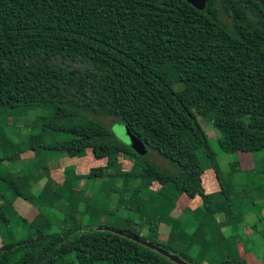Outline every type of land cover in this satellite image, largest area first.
Wrapping results in <instances>:
<instances>
[{
    "label": "trees",
    "instance_id": "trees-1",
    "mask_svg": "<svg viewBox=\"0 0 264 264\" xmlns=\"http://www.w3.org/2000/svg\"><path fill=\"white\" fill-rule=\"evenodd\" d=\"M35 108L48 112L41 131L64 138L43 143L38 133L15 142L0 125V163L14 165L28 150L33 157L15 175L0 168V185L42 209L17 218L0 193V221L16 225L15 237L0 242V264H173L105 228L188 264H247L213 217L231 213L233 193L220 185L214 206L203 189L202 161L217 165L198 120L217 132L224 153L264 149V0H205L202 11L184 0H0V111ZM89 115L126 126L169 168L135 154ZM42 150L104 163L60 185L35 160ZM120 156L131 161L125 169ZM75 175L91 185L70 188ZM179 198L200 204L186 236L180 215L190 209L170 216ZM105 217L112 226L95 222ZM162 223L170 228L160 244Z\"/></svg>",
    "mask_w": 264,
    "mask_h": 264
},
{
    "label": "rangeland",
    "instance_id": "rangeland-1",
    "mask_svg": "<svg viewBox=\"0 0 264 264\" xmlns=\"http://www.w3.org/2000/svg\"><path fill=\"white\" fill-rule=\"evenodd\" d=\"M179 86L180 84L177 83L175 88H178ZM19 113L23 112L19 111V109L0 111V125L4 128L7 135L15 142L23 141L29 134L32 135L38 133H41L40 139L43 143H50L64 138L62 134L56 132L41 131V124L48 117V112L45 109L35 108V110L27 112L26 115L22 116H20ZM89 117L94 121L107 126L112 135L119 140L117 136L119 134L118 126L122 124L114 122V119L110 117H97L93 115H89ZM198 121L208 135L209 145L216 156L215 160L217 165V169L215 170L210 166L211 162L209 159L206 162L202 161L204 169L201 177L203 189L205 193L210 194L212 197L211 200L214 203V206H216L218 202L221 203L216 193L219 190L220 185L228 186L230 194L233 193L232 196H230L229 201L231 213L226 215L224 211L219 210L213 217L217 223H221V234L227 239V243L229 242L231 248L238 250L240 255L244 254V259L248 261L247 264H264V149L253 153H224L219 150L213 141L215 134L216 136L218 135L217 132L202 119H199ZM26 125L28 127H25ZM129 148L137 155H145L149 162L161 168H169L165 160L158 157L154 152L148 150L145 144L141 141L136 140L131 146H129ZM13 149L14 147L12 150ZM4 155V150H1L0 157ZM36 157L37 159L35 160L39 161V165L43 163L44 167L50 171V173H48L50 180L60 185L64 183L63 178L69 173L84 174L88 168L97 167L101 165V163H104V161L101 162L94 160L92 157H86V155L85 157L80 158H68L64 154L44 150L36 153ZM122 157L123 156L119 157V161H121L122 168L125 169V165L129 164L128 162L130 160L129 158L124 160ZM32 158V154L30 150H28L20 155V160L16 161L14 165L9 162H1L0 168L15 175L21 167L32 163ZM109 161V163H114L116 158ZM138 169H140V166L135 168V170ZM215 172H218L219 179L215 178ZM217 182L219 183L218 185ZM44 183L45 177L42 174L40 175V180L37 185L33 188L34 195L38 194ZM83 184L84 186L91 185V182L82 180L79 175H75L72 180L68 182L69 187L74 189ZM0 193L5 198L11 200L15 217L17 218L29 220L33 218L37 212L42 211L39 202L36 203L33 199L27 201L28 199H22L18 196L13 198L10 196V191L5 189L3 185H0ZM61 200L63 201L64 198H61ZM106 203L102 204V208L104 206L107 208L113 206L111 200L108 205ZM199 205L197 199L190 200L179 198L175 203V207L170 215L171 217L176 214L175 212L179 214L180 211L185 210L183 209L185 207L190 209V211L181 212L183 214L180 215V222L182 221L183 223L181 224V228L184 236H186L185 233L194 230V225L199 222V220L197 221L196 219H193V214L191 213V211ZM131 209L136 210V207L131 205ZM224 214L226 215L225 217ZM14 220L16 221V219ZM95 222H97V224L101 222V224L107 226L113 225L108 217L98 221L95 220ZM15 227L16 225L10 224L9 229H6L4 223L0 221V242H6L8 236L14 238L16 235ZM169 228L170 227L164 225V223L158 228V234L160 235L157 241L158 243L161 244L164 242ZM17 233L20 237L25 236V231L22 227L19 228ZM146 233V229L142 228L141 235L146 236ZM21 254L22 252L18 253L16 257Z\"/></svg>",
    "mask_w": 264,
    "mask_h": 264
},
{
    "label": "water",
    "instance_id": "water-1",
    "mask_svg": "<svg viewBox=\"0 0 264 264\" xmlns=\"http://www.w3.org/2000/svg\"><path fill=\"white\" fill-rule=\"evenodd\" d=\"M184 1L197 11H202L205 7V0H184ZM118 133L119 134L117 136L119 138V141H121L123 144H125L128 147L131 146L133 144V142H135L137 140L136 137H134L130 133V131L127 129V127L124 125L118 126ZM105 230H110L113 233H116L120 236L125 237L128 240L133 241L134 243H137L143 247H146V248L156 252L157 254L161 255L162 257L166 258L167 260H169L173 264H188L185 261L181 260L177 255L171 254L168 251L162 249L161 247H158L157 245H155L151 242H148L146 240H143L139 237L132 236L129 234H124L120 231H115V230H111L108 228H105Z\"/></svg>",
    "mask_w": 264,
    "mask_h": 264
}]
</instances>
